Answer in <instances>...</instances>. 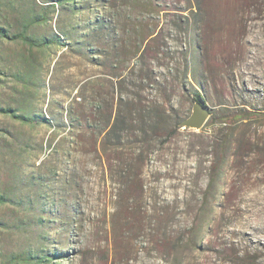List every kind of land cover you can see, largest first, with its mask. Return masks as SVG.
Instances as JSON below:
<instances>
[{
  "label": "rangeland",
  "instance_id": "374dc122",
  "mask_svg": "<svg viewBox=\"0 0 264 264\" xmlns=\"http://www.w3.org/2000/svg\"><path fill=\"white\" fill-rule=\"evenodd\" d=\"M0 27V93L36 119L0 116L31 142L0 264H264V0H0Z\"/></svg>",
  "mask_w": 264,
  "mask_h": 264
},
{
  "label": "trees",
  "instance_id": "16d2710c",
  "mask_svg": "<svg viewBox=\"0 0 264 264\" xmlns=\"http://www.w3.org/2000/svg\"><path fill=\"white\" fill-rule=\"evenodd\" d=\"M3 35H5L4 28L0 27V37ZM12 38L20 39L31 46H42L44 44L43 41L38 42L37 40L29 36L25 30L17 32L12 36ZM25 79L26 78H24V80ZM24 80L22 81V83L24 82ZM1 93H0V116L10 117L13 120H17L25 124H30V125L34 124L36 120L35 116L31 117L25 114H20V113L18 114L17 111H19V109L21 111H25V107L24 110H22L20 108L21 103L19 102L18 104L19 107H18L15 100L7 102L8 104H6L5 103L6 101L3 100ZM260 116H261L260 112H256L253 109H249L248 105L244 102L241 104H235L233 108L225 107L223 111V115L221 116V120L224 122L225 125L233 129V125L238 121L259 119ZM16 139H17L16 134H10L5 129V127L2 124H0V171L1 168H3L2 164L3 162H5L6 156L9 157V161L10 162L12 161L15 164V167H17L16 164L19 162V160H22V157H24V153L28 152V149L31 148L30 139H27L24 140V142L21 144L22 145L21 151H18L19 148L16 146L17 144ZM5 198H6L5 192L0 186V203L4 202Z\"/></svg>",
  "mask_w": 264,
  "mask_h": 264
},
{
  "label": "water",
  "instance_id": "95a60500",
  "mask_svg": "<svg viewBox=\"0 0 264 264\" xmlns=\"http://www.w3.org/2000/svg\"><path fill=\"white\" fill-rule=\"evenodd\" d=\"M210 116L209 106L202 101L194 103L192 114L181 122V125L191 128H201Z\"/></svg>",
  "mask_w": 264,
  "mask_h": 264
}]
</instances>
